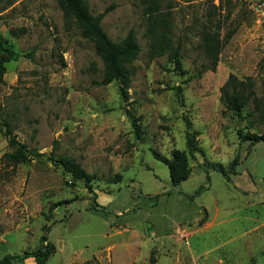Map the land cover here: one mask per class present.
<instances>
[{
	"label": "rangeland",
	"instance_id": "rangeland-1",
	"mask_svg": "<svg viewBox=\"0 0 264 264\" xmlns=\"http://www.w3.org/2000/svg\"><path fill=\"white\" fill-rule=\"evenodd\" d=\"M87 1L93 16L109 10L101 25L111 40L136 34L129 89L95 84L104 63L57 0L0 2L11 52L0 87V260L45 235L56 247L48 264H150L152 253L154 264H264V143L241 138L264 134V119L252 101L241 111L220 101L231 75L253 78L264 96V27L253 10L264 0H159L172 50L155 59L144 0ZM217 26L221 39L233 36L216 69L201 73L211 65L203 34ZM8 130L27 154L17 168L3 159L18 149ZM177 150L190 169L178 188L165 164ZM63 157L94 175L95 195Z\"/></svg>",
	"mask_w": 264,
	"mask_h": 264
},
{
	"label": "trees",
	"instance_id": "trees-1",
	"mask_svg": "<svg viewBox=\"0 0 264 264\" xmlns=\"http://www.w3.org/2000/svg\"><path fill=\"white\" fill-rule=\"evenodd\" d=\"M57 2L64 14L66 22H74L80 29L82 37L93 42L96 54L104 63L103 78L100 82H95V84L107 86L115 81H120L129 89L131 84L128 79L130 74L129 65L137 59L140 53V46L137 42L136 34L130 31L121 42L116 43L111 40L101 25L102 19L109 10L99 16H93L87 0H57ZM144 4L147 6L145 15L148 21V35L151 38L150 56L152 59H155L172 50L171 41L168 38L169 25L166 19L160 18L159 0H144ZM3 10L0 8V13ZM220 29L221 26H217V31L214 34L210 32L203 34L200 47L210 59L211 65L204 66L201 73L216 69L219 55L225 42H228L233 36V32H230L224 39H221ZM10 33L14 37L18 36L17 31L12 30ZM174 51L175 61L179 64V52L177 50ZM10 60L11 52L6 47V41L0 37V87L3 85L5 64ZM254 87L253 78L249 77L245 80H240L234 75H231L220 90V101L232 111H241L252 101L256 104L255 111L260 113V117L264 119V96L258 98ZM6 135L10 137V143L17 145L18 149L14 153L5 154L3 159L6 165L17 168L18 164L27 159V154L24 150L25 146L12 137L11 130H8ZM241 138L245 142H250L253 146L261 142L264 143V134H250L241 136ZM188 142L190 143V140ZM59 164L73 179L84 181L89 193L95 195L91 186V183L95 179L94 175L88 174L80 164L69 157L60 158ZM165 164L169 168L171 182L174 187H180L182 183L189 179V160L185 152L175 151L172 159L165 160ZM212 168L226 175L223 168L219 166H212ZM91 210L96 214L104 215L106 213L105 208L96 202H93ZM55 253V245L48 242L47 237L44 235L41 237L40 243L34 251L25 252L18 256L5 255L0 260V264H18L27 260H31L32 264H48L50 258ZM154 261L155 256L152 253L150 264H154Z\"/></svg>",
	"mask_w": 264,
	"mask_h": 264
},
{
	"label": "built area",
	"instance_id": "built-area-1",
	"mask_svg": "<svg viewBox=\"0 0 264 264\" xmlns=\"http://www.w3.org/2000/svg\"><path fill=\"white\" fill-rule=\"evenodd\" d=\"M255 17L257 22L264 27V1L259 2L254 8Z\"/></svg>",
	"mask_w": 264,
	"mask_h": 264
}]
</instances>
